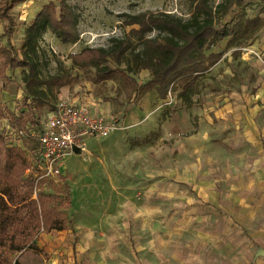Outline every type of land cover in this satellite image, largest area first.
Returning <instances> with one entry per match:
<instances>
[{
	"label": "crops",
	"instance_id": "0c3cea01",
	"mask_svg": "<svg viewBox=\"0 0 264 264\" xmlns=\"http://www.w3.org/2000/svg\"><path fill=\"white\" fill-rule=\"evenodd\" d=\"M247 3L253 4V9H250L253 11L248 10L251 19L257 16L264 18V0H248ZM252 42L253 51L259 54L256 65L260 68L263 81L251 91L222 94L216 97L214 104H205L197 115L200 119L194 117L195 124L196 120L199 121V128L194 127L190 112L177 96L162 100L153 89L139 94L135 104H131L121 119L122 130L107 139L89 143V153L93 156L114 157L111 162L115 163L121 160L125 166L116 176L127 179L138 174L143 179L144 172L132 167H136L139 150L150 143L143 141L148 137L151 141L153 134H156L157 140L172 138L177 143L175 150H183L186 156L194 155L195 151L182 149V139L191 138L196 133L201 135L202 130L209 140L212 130L217 137L215 143L211 141L209 146L216 152L214 157L205 156L199 162L186 159L182 163L185 172H177L178 181L193 186L195 191L193 198L184 194L190 202L197 204L185 210V220L177 218L173 206L167 211V227L156 223L160 209L151 194L148 195L151 202L146 206L142 201L144 197H141L136 205L132 202L124 207L105 208L104 214L99 213L103 216V224H98V219L92 221L89 215L88 223L81 224L79 220L78 224L72 225L79 241L75 249L73 247L67 254L74 262L264 264V254L257 256L256 252L264 248V28ZM210 53L217 52L212 50ZM74 100L88 105L97 116L106 119L114 117L110 102L104 103L100 98L93 97ZM126 132L137 134L143 141L131 149L126 142L122 144L118 140ZM144 164L138 161V165ZM109 170H105L107 176H113ZM156 170L153 175L158 181L159 171ZM177 230L184 232L187 238L177 240ZM97 232H104L106 237H99ZM143 232L150 233L151 239L144 242L140 238Z\"/></svg>",
	"mask_w": 264,
	"mask_h": 264
},
{
	"label": "trees",
	"instance_id": "16d2710c",
	"mask_svg": "<svg viewBox=\"0 0 264 264\" xmlns=\"http://www.w3.org/2000/svg\"><path fill=\"white\" fill-rule=\"evenodd\" d=\"M22 1H0L6 38V46L0 49V77L11 82L7 72L22 70L27 113L13 115L9 121L11 128L19 129L40 126L37 111L43 107L54 109L55 87L71 78L73 70L93 72L95 83L112 80L118 73L129 78V74L147 71L151 79L138 87L137 94L154 89L162 100L176 95L191 110L196 105L194 98L202 93V79L223 58L222 53H210L212 49L229 38L231 44L245 45L264 28V18L251 19L245 13L244 3L248 0H187L188 18L169 12L124 13L120 18L124 27H131L128 33L110 38L107 46L69 55L70 69L57 60L58 72L52 75L48 72L51 61L42 47L44 34L50 29L63 42L76 43V12L68 0H60V8L51 2L25 31L19 52L13 44V10ZM236 8L239 12L228 21ZM240 54L241 50L233 53L235 57ZM5 115L0 107V117ZM7 132H0V261L14 256L12 264H46L36 238L41 230H65L67 215L56 204L57 196L43 192L47 180L37 186L33 176H26L31 167L30 153L38 148V142L28 140L24 149L11 146ZM149 138L143 142L148 143ZM57 180L62 183L65 177Z\"/></svg>",
	"mask_w": 264,
	"mask_h": 264
},
{
	"label": "rangeland",
	"instance_id": "374dc122",
	"mask_svg": "<svg viewBox=\"0 0 264 264\" xmlns=\"http://www.w3.org/2000/svg\"><path fill=\"white\" fill-rule=\"evenodd\" d=\"M218 1L220 0H216V2ZM51 2L60 8V0H23L14 8L13 18L16 26L13 44L17 51H21L27 28L34 23L42 10ZM68 4L74 8L78 17L79 40L76 43H65L50 29L44 34L42 47L51 61L48 72L52 75L58 72L57 60L61 61L67 69H70L72 62L68 60L69 55L78 54L86 48L107 46L110 38L122 37L128 33L131 27L122 25L121 14L169 12L188 18L190 13L187 0H68ZM244 5L245 13L248 14V10L253 11L250 10L253 7H249L247 2ZM238 12L239 9L236 8L235 13L230 14L227 20H231ZM3 33L4 21L0 19V49L6 46V38ZM230 41L231 38L226 39L223 44L212 49L217 53H222L223 58L202 79V93L194 98L195 107L188 110L194 127L199 128L198 120L200 117L197 115L203 110L205 104H214L216 97L222 94H230L233 91L243 94L247 90L251 91L258 82L263 81V77L259 74L260 68L256 65L259 54L253 51V42L250 41L241 45L240 43L231 44ZM135 44L137 43L135 42ZM237 50H241L239 57L233 55ZM92 73L91 71L73 70L71 78L55 87L56 99L53 102V107L60 99L66 97L70 99L100 98L104 103H111L114 117L123 119L131 104H135L136 99H138L140 93H135L136 90L140 85H145L150 78L147 71L139 75L129 74V78L118 73L112 80L95 83ZM7 75L12 79L11 82H6L0 77V107L6 114L0 117V132L4 133L9 128V121L13 115L21 116L23 112L27 113V109L23 105L25 92L21 82V70L8 71ZM52 110L51 107H43L38 110L37 116L40 121H44ZM194 117H198L196 124ZM201 132V135L196 133L191 138L188 136L186 139H182V143H184L181 145L182 149L191 148V151H195L194 155L187 156L183 150H175L177 143L172 138L157 140L158 137L152 136L150 143L139 150L136 167L135 165L132 167L136 168L137 171L144 172L143 179L138 174L127 179L120 175L116 176L115 174L120 173L125 165L121 160L116 163L111 162L114 157L109 159L101 154H97L95 157L91 153L84 157H68L62 166L61 176L65 177V180L62 183L52 181V186L47 185L42 189L46 194L57 196L56 204L60 205L62 211L67 215L65 230H52L50 232L41 230L36 238L38 246L43 249L46 264H78L77 261H73L72 256L67 254V252H71L73 247L75 249V245L79 241L77 232L74 231L72 225L78 224L79 220L81 224L88 223L89 215L92 221L98 219L97 223L103 224V216L101 217L99 213L104 214L105 208L108 207L114 208L115 206L116 208L119 205L124 207L127 204L131 205L132 202H135L133 205H136V203H140L141 197H144L142 201L146 206V203L151 202L148 197L151 194L154 195V201L160 209L156 223L164 224L166 228L167 211L173 206L176 208L177 218L185 220L183 217L185 210L197 204L190 202L188 197H184V194L193 198L195 191L193 186L178 181L177 172H185L186 168L182 167V163L186 159L199 162L205 156L214 157L216 155L214 148L209 149L210 142L215 143L217 140L214 130H212L211 140L205 136L203 130ZM118 140L122 144L126 142L131 149L136 148L139 142L143 141V139L138 138L137 134L129 132L121 134ZM224 145L229 148L232 147L228 143ZM138 161H143L145 164L138 165ZM106 168L110 169L109 173L114 175L107 176ZM156 169L159 171L158 181L153 175V172L157 171ZM100 175H104L105 178H101ZM93 217L95 220L92 219ZM178 231L176 232L177 240L183 241L187 238L184 232ZM164 233L166 234V232ZM97 235L101 238L106 237L104 232H97ZM140 238L146 242L151 239V234L143 232ZM161 252L164 253L162 247ZM256 252L257 256H260L261 253L264 254V248H260ZM76 254L77 252H75ZM13 260L14 256H9L0 261V264H12Z\"/></svg>",
	"mask_w": 264,
	"mask_h": 264
},
{
	"label": "built area",
	"instance_id": "2783aa9c",
	"mask_svg": "<svg viewBox=\"0 0 264 264\" xmlns=\"http://www.w3.org/2000/svg\"><path fill=\"white\" fill-rule=\"evenodd\" d=\"M124 128L118 117L106 119L74 99L62 98L40 126L27 125L25 129H7L11 146L25 148L28 140L38 142L30 153L31 167L26 176H33L38 184L47 180L50 185L62 175V166L68 157L86 156L91 141H101Z\"/></svg>",
	"mask_w": 264,
	"mask_h": 264
}]
</instances>
